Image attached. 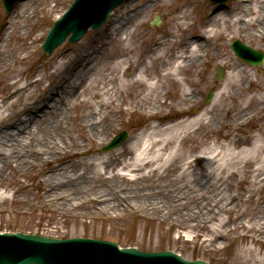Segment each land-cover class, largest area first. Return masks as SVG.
I'll return each instance as SVG.
<instances>
[{
    "label": "bare ground",
    "instance_id": "obj_1",
    "mask_svg": "<svg viewBox=\"0 0 264 264\" xmlns=\"http://www.w3.org/2000/svg\"><path fill=\"white\" fill-rule=\"evenodd\" d=\"M57 1L20 0L10 19L0 21V179L8 168L37 169L45 185L41 198L63 209H67L64 202L71 203V197L81 198L80 195L98 196L95 198L99 205L118 210L124 209L128 196L134 198L143 194L147 198L162 193L171 209L178 211L179 219L193 228L204 226L225 213L229 215L226 224L235 220V229L245 230V237L254 243L264 242V135L258 129L249 140L234 134L236 130L232 127L252 120L256 108L263 106L264 88L258 87L255 72L241 68L224 49V41L235 33L247 38L264 36V0H234L236 7L231 11L230 20H223L229 15L226 11L229 8L219 7L208 12L203 25H194L193 13L177 5L171 14L172 27L167 36H158L146 51L141 50L139 40L133 39L138 24L129 31L137 17L131 16L137 14L136 9L130 10L122 18L115 16L111 19L109 30L120 48L111 66L101 65L107 61L104 59L107 56L104 48L97 46L88 52L85 48L70 62L60 60L52 68L42 66L46 75L36 77L21 67L29 56L26 53L29 42L20 40V45L12 48L10 40L24 39L28 35L25 29L30 27L40 8L54 12ZM175 1L178 3V0H161L159 4L161 8L170 7ZM129 2L133 3V0ZM157 18L161 22V18ZM221 23L230 28L220 27ZM234 26L246 30L238 33L232 28ZM189 31L193 32L184 41L178 39ZM137 34L140 35L136 33V37ZM35 36L34 33L32 38ZM171 47L174 51L170 53ZM206 55L220 60L223 67L230 70L216 98H230L235 90L243 93L245 84L255 87L245 105L239 106L233 100L222 109L199 113L182 121L151 122L133 140L113 151L103 156L96 153L89 160L80 158L78 149L82 145L90 140L100 142L107 134L110 127L106 121L108 116L101 113L107 105L114 104L117 94L135 88L138 95L145 97L140 109L143 110L150 99L157 107L164 96L163 81L179 84L182 71L186 68L199 71ZM92 76L96 77L91 79ZM50 77L53 80L46 83ZM99 88H103L105 100L96 107L87 95ZM154 95L157 100L151 98ZM184 96H189L188 92ZM254 103L257 106L251 108ZM75 106L80 112L75 116L74 127L66 130L74 129L82 145L76 138L66 139L63 135L69 119L65 109L71 110ZM155 107L152 115H155ZM202 125L212 126L213 133L225 129V141L220 142L212 133L203 150L194 147L189 153L184 146L185 134L194 126L198 127L193 129H198ZM174 139H178L179 146L173 156L165 158L167 146ZM174 159L178 162L173 168L175 173L164 176L162 173L172 168ZM147 168L149 170L140 180L149 181L154 175L162 177L161 180L141 189L128 187L129 182L137 180L136 173ZM244 181L250 182L251 188L236 193L235 185ZM258 191L260 196L247 224L243 217L234 216V213H237L240 200L250 203L248 199ZM109 196L115 200L105 202ZM80 200L82 203L85 199H79L72 206L78 205ZM222 236V232H217L214 240Z\"/></svg>",
    "mask_w": 264,
    "mask_h": 264
},
{
    "label": "rangeland",
    "instance_id": "obj_2",
    "mask_svg": "<svg viewBox=\"0 0 264 264\" xmlns=\"http://www.w3.org/2000/svg\"><path fill=\"white\" fill-rule=\"evenodd\" d=\"M19 1H16L9 12L3 9L0 1V21L10 19L11 13ZM72 1L58 0L55 3L54 12H49L46 8H40L30 27L25 29L28 35L24 39L10 40L12 48L18 47L20 45L18 41L20 40H23L25 43L29 42L27 46H30V48L26 51L29 56L21 67L25 68L27 72H33L36 77H44L46 75L42 66L52 68L60 60L70 62L82 53L85 48H87L88 52L97 46L104 48L105 55L107 56V58H104L107 61L101 65L111 66L120 50L117 46V40L110 33L111 30H109L111 19L115 16L122 18L123 15L130 13V10L136 9L137 14L132 12L131 16L135 18V15H137V17L133 19L129 31L131 32L136 24H138L133 39L134 41L139 40L141 50L146 51L152 47L154 40L158 36H167L168 30L172 27L171 14L174 13L177 5H180L181 8L184 6L187 8V12L193 13L194 25H203L208 12L220 6L226 9L229 8V10H226L229 15L223 20H230L233 16L231 11L236 7L234 0H228L223 5L212 4L208 0H178V3L175 1L170 7L163 8L159 4L161 0H157L158 2L155 3H153L154 0H133V3L129 2L131 0H127L110 13L108 20L101 28L96 30L89 29L77 42L69 44L65 40L52 53H43L41 44L49 29L53 22L61 17ZM157 16L161 18V22L159 21L158 25H154L153 21ZM220 27L230 28L228 25H222V23ZM232 28L237 30L236 32L246 30V28L240 26ZM191 32L193 31H189L181 38L178 37V39L184 41L186 37L190 36ZM34 33L36 36L33 39ZM136 33H140V35L138 36L137 34L138 37H136ZM234 39L264 53V36L255 35L253 38H247L235 33L233 37L224 41L225 52L233 58L235 63L240 64L241 68H247L251 73L255 72L258 76V87L264 88V62L260 67H254L237 58L230 49V43ZM173 51L174 49L171 47L168 52L171 53ZM110 56L112 59H110ZM216 65H219L226 71L220 83H215ZM229 72L230 70L223 67L220 60H215L206 55L201 61L199 71L188 68L182 71L179 84L174 82L168 83L166 80L163 81L164 96L162 102L157 107H155L156 103L150 99L148 105L143 110L140 109L139 106L143 105L142 101L145 97L138 95L135 88L125 93L117 94L114 104L107 105L102 109L101 115L108 116L106 121L110 127L100 142L90 140V142L82 145V140L77 136L78 133L74 129L67 132V130L74 127L73 121L75 120V116L80 112V108L77 106L71 108V110L65 109L69 115V119L68 128H64L63 135L66 139L69 137L71 139L76 138L78 143L82 145L78 149L80 158L89 160L96 153L103 156L116 149L102 151L103 147L121 131H127V138L120 146L126 141L133 140L151 122L156 123L160 121L162 124H165L182 121L192 118L199 113L222 109L225 105L229 106L233 100L239 106H243L247 102L249 93L255 92V87L252 85L245 84L243 93L237 90L231 92L230 98H216L217 93L223 89V83ZM95 77L92 76L91 79ZM1 78L2 76L0 75V87L2 85ZM50 80H53V78L50 77L46 80V83ZM210 89L214 90L213 98L209 104H204V100ZM226 90L229 92L228 87ZM185 92H188L189 96L185 97ZM260 92L261 90L259 89ZM142 93L143 91L140 94ZM87 98L93 100L97 107V104L105 100L103 88L93 90L92 93L87 95ZM151 98L157 100L155 95ZM261 104L263 106L256 108L257 113H255L251 121L232 126L236 130L234 134L250 140L259 129L264 135V99L261 101ZM254 106H257V103L250 105L251 108H254ZM154 107L156 108L155 115H152ZM158 118L160 119L157 120ZM197 127L194 126L193 128ZM211 127L209 125H202L198 129L191 128L185 134L187 135L184 141L186 151L190 153L194 147H199L200 150H203L213 133V127ZM224 132L225 129L221 128L213 134L218 136L220 142H224ZM178 146V139H174L167 146L164 157L169 158L173 156ZM177 164V160L174 159L172 168L166 169L162 174L169 176L175 173L173 168ZM147 170L149 168L145 169L144 172L136 173L135 178L137 180L133 183L129 182L130 186H128V183L123 184L132 189H141L149 186L151 182L161 180L162 177L158 178V175L149 178V181L146 179L140 180ZM243 177L245 179L246 176L244 175ZM44 186V181L37 169L22 171L14 167L8 168L6 175L0 179L1 231L16 230L55 238L90 237L105 239L107 237H115L120 240L122 245L134 246L144 251L172 250L186 259H202L212 264H264V242L254 243L250 238L245 237V230L235 229V220L226 224L225 221L229 219L228 214L221 213L204 226L193 228L186 221L179 219L178 211L171 209L166 197H163L162 193L156 197H147L148 199L143 194H137L134 198L128 196L124 202V209L118 210L105 209L102 204L99 205L95 198L98 196L87 197V195H80L81 198L71 197V203L68 200V203L65 204L64 202L67 209H63L59 205L51 204L41 198ZM250 188V182L244 181L240 185H235L236 193L242 192V189L248 190ZM259 192L253 198L248 199L250 203H246L245 199L240 200L236 207L237 213H234V216L240 215L248 224V217L255 210L256 199L260 196ZM113 196L106 198L105 202L115 200ZM120 196H123V194ZM241 196L244 198V195ZM79 199L85 200L82 203L80 200L78 205L72 206L73 203L77 204ZM222 221L225 224H221L220 222ZM217 232H222L223 236L220 239L214 240V235Z\"/></svg>",
    "mask_w": 264,
    "mask_h": 264
},
{
    "label": "water",
    "instance_id": "obj_3",
    "mask_svg": "<svg viewBox=\"0 0 264 264\" xmlns=\"http://www.w3.org/2000/svg\"><path fill=\"white\" fill-rule=\"evenodd\" d=\"M76 0L49 33L43 48L49 53L72 32L69 41L78 40L89 26L99 27L109 11L123 0ZM224 2L226 0H212ZM9 11L15 0H3ZM232 48L243 60L260 65L263 54L248 48L237 41ZM223 72L218 69L216 80L220 81ZM208 101V99H207ZM124 138L120 135L105 149L119 144ZM0 264H207L204 261H186L169 252L143 253L134 248H119L108 241L85 239L58 240L23 233H0Z\"/></svg>",
    "mask_w": 264,
    "mask_h": 264
}]
</instances>
